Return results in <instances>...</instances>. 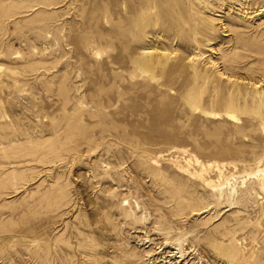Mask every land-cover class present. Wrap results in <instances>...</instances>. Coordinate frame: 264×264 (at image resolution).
I'll return each mask as SVG.
<instances>
[{"label": "rangeland", "instance_id": "1", "mask_svg": "<svg viewBox=\"0 0 264 264\" xmlns=\"http://www.w3.org/2000/svg\"><path fill=\"white\" fill-rule=\"evenodd\" d=\"M260 184L264 0H0V264H264Z\"/></svg>", "mask_w": 264, "mask_h": 264}, {"label": "bare ground", "instance_id": "2", "mask_svg": "<svg viewBox=\"0 0 264 264\" xmlns=\"http://www.w3.org/2000/svg\"><path fill=\"white\" fill-rule=\"evenodd\" d=\"M260 190H264V184H260Z\"/></svg>", "mask_w": 264, "mask_h": 264}]
</instances>
